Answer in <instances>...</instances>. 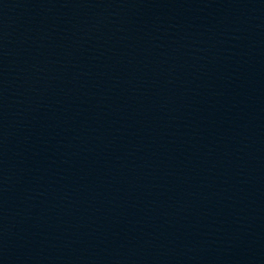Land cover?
I'll list each match as a JSON object with an SVG mask.
<instances>
[{
  "label": "water",
  "instance_id": "1",
  "mask_svg": "<svg viewBox=\"0 0 264 264\" xmlns=\"http://www.w3.org/2000/svg\"><path fill=\"white\" fill-rule=\"evenodd\" d=\"M0 264H264V0H0Z\"/></svg>",
  "mask_w": 264,
  "mask_h": 264
}]
</instances>
